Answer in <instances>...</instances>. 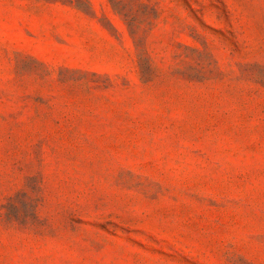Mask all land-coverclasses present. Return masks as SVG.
<instances>
[{
  "label": "rangeland",
  "instance_id": "374dc122",
  "mask_svg": "<svg viewBox=\"0 0 264 264\" xmlns=\"http://www.w3.org/2000/svg\"><path fill=\"white\" fill-rule=\"evenodd\" d=\"M0 264H264V0H0Z\"/></svg>",
  "mask_w": 264,
  "mask_h": 264
}]
</instances>
